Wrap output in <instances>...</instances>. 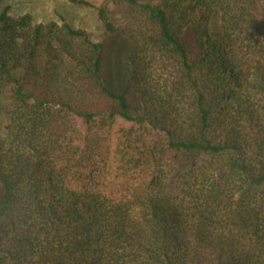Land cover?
Returning a JSON list of instances; mask_svg holds the SVG:
<instances>
[{
    "label": "trees",
    "instance_id": "trees-1",
    "mask_svg": "<svg viewBox=\"0 0 264 264\" xmlns=\"http://www.w3.org/2000/svg\"><path fill=\"white\" fill-rule=\"evenodd\" d=\"M74 2L132 41L128 82L0 13V264H264V0Z\"/></svg>",
    "mask_w": 264,
    "mask_h": 264
},
{
    "label": "rangeland",
    "instance_id": "rangeland-1",
    "mask_svg": "<svg viewBox=\"0 0 264 264\" xmlns=\"http://www.w3.org/2000/svg\"><path fill=\"white\" fill-rule=\"evenodd\" d=\"M96 7L104 4L105 0H86ZM141 3H150L153 0H139ZM9 7L13 15L30 14L36 23L60 22L64 19L76 29L85 30L92 35L94 42L103 43L104 61L102 74L109 88L121 93L128 82L123 65L128 53L132 50V41L121 32H108L98 18L93 7L78 6L74 0H0V13ZM116 13L119 8L110 6ZM119 18L120 15L115 16ZM118 23V22H116ZM118 127L116 129L118 130ZM116 142L113 133L111 144Z\"/></svg>",
    "mask_w": 264,
    "mask_h": 264
}]
</instances>
